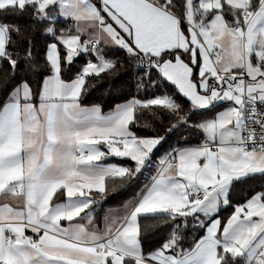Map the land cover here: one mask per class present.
Instances as JSON below:
<instances>
[{
    "label": "snow or ice",
    "instance_id": "1",
    "mask_svg": "<svg viewBox=\"0 0 264 264\" xmlns=\"http://www.w3.org/2000/svg\"><path fill=\"white\" fill-rule=\"evenodd\" d=\"M0 264H264V0H0Z\"/></svg>",
    "mask_w": 264,
    "mask_h": 264
}]
</instances>
